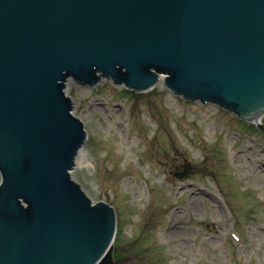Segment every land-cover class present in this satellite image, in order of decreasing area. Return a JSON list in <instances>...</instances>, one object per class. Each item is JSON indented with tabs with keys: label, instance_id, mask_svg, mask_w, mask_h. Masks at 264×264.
<instances>
[{
	"label": "water",
	"instance_id": "1",
	"mask_svg": "<svg viewBox=\"0 0 264 264\" xmlns=\"http://www.w3.org/2000/svg\"><path fill=\"white\" fill-rule=\"evenodd\" d=\"M70 78L163 80L264 130V0H0V264H115L114 208L72 174Z\"/></svg>",
	"mask_w": 264,
	"mask_h": 264
},
{
	"label": "rangeland",
	"instance_id": "2",
	"mask_svg": "<svg viewBox=\"0 0 264 264\" xmlns=\"http://www.w3.org/2000/svg\"><path fill=\"white\" fill-rule=\"evenodd\" d=\"M66 93L88 133L72 174L116 212L115 264H264V132L162 82Z\"/></svg>",
	"mask_w": 264,
	"mask_h": 264
},
{
	"label": "bare ground",
	"instance_id": "3",
	"mask_svg": "<svg viewBox=\"0 0 264 264\" xmlns=\"http://www.w3.org/2000/svg\"><path fill=\"white\" fill-rule=\"evenodd\" d=\"M104 79V78H103ZM74 114V113H73Z\"/></svg>",
	"mask_w": 264,
	"mask_h": 264
}]
</instances>
